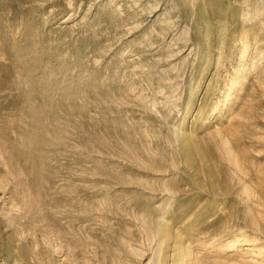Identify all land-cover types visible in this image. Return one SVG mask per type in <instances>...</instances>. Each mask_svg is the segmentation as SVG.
I'll return each instance as SVG.
<instances>
[{"label":"rangeland","instance_id":"374dc122","mask_svg":"<svg viewBox=\"0 0 264 264\" xmlns=\"http://www.w3.org/2000/svg\"><path fill=\"white\" fill-rule=\"evenodd\" d=\"M0 264H264V0H0Z\"/></svg>","mask_w":264,"mask_h":264}]
</instances>
